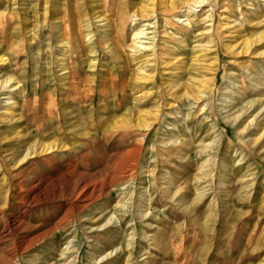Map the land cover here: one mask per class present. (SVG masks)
<instances>
[{"label":"rangeland","instance_id":"374dc122","mask_svg":"<svg viewBox=\"0 0 264 264\" xmlns=\"http://www.w3.org/2000/svg\"><path fill=\"white\" fill-rule=\"evenodd\" d=\"M197 1L0 0V264H264V0Z\"/></svg>","mask_w":264,"mask_h":264},{"label":"bare ground","instance_id":"6f19581e","mask_svg":"<svg viewBox=\"0 0 264 264\" xmlns=\"http://www.w3.org/2000/svg\"><path fill=\"white\" fill-rule=\"evenodd\" d=\"M197 2H198L199 4H202V3L204 2V0H198ZM174 3H175V2H174ZM179 4H181L180 6H184V5H185L184 3H179ZM179 4H178V6H179ZM163 5H165V3H164ZM151 7H153V10H154V6H151ZM176 7H177V5H176ZM153 10H152V11H153ZM180 13H181V12H180ZM133 22H134V21H133ZM134 25H135V23H134ZM142 34H143V31H137V32L135 33V35L133 36L134 41H135L134 44H133V47H134V48H137V49H138V48H140V49L142 48V49H143V48H146V47H147V45H144V44H143L144 41L142 42V41L140 40L142 43L139 44V43H138L139 40H136V39H139L140 37H142ZM137 43H138V45H136ZM251 43H252V42H250V41L247 42V43H246V48L250 47ZM153 45H154V44H153ZM152 47H153V46H152ZM148 48H149V47H148ZM146 50H147V49H146ZM153 51H154V50H153ZM75 74H76V73H75ZM71 75H73V74H71ZM48 148H49V147H48ZM50 149H51V148H50ZM26 162H28V161H26ZM9 232H10V231H9ZM142 260H143V259H142Z\"/></svg>","mask_w":264,"mask_h":264}]
</instances>
